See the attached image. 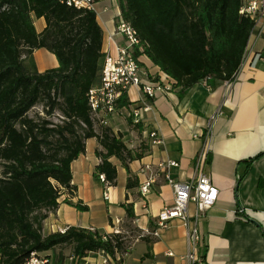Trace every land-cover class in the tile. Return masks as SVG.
Returning a JSON list of instances; mask_svg holds the SVG:
<instances>
[{"label":"trees","instance_id":"obj_1","mask_svg":"<svg viewBox=\"0 0 264 264\" xmlns=\"http://www.w3.org/2000/svg\"><path fill=\"white\" fill-rule=\"evenodd\" d=\"M118 2L120 18L138 30L146 55L176 80L181 93L204 79H236L255 26L240 13L244 0ZM34 17L46 19L42 33ZM38 48L54 53L59 66L39 72L33 56ZM103 57V32L94 11L59 0H0V264H22L32 251L50 252L66 244L73 245L75 263L92 251L116 257L123 250L118 237L88 228L72 226L48 235L41 231L47 214L40 211L55 210L63 191L72 192L71 163L85 151L87 139L99 138L104 151H98L102 161L96 173H104L111 185L117 180L112 156L142 157L109 130L101 135L95 131L87 93L100 81ZM52 93L64 98L65 115L73 119L57 129L28 117L42 98L55 109ZM131 104L126 95L119 102ZM79 121L86 125L82 133L75 129ZM67 202L88 210L81 201Z\"/></svg>","mask_w":264,"mask_h":264},{"label":"crops","instance_id":"obj_2","mask_svg":"<svg viewBox=\"0 0 264 264\" xmlns=\"http://www.w3.org/2000/svg\"><path fill=\"white\" fill-rule=\"evenodd\" d=\"M96 1L104 51L121 9L118 0ZM34 24L38 33L47 26L44 17H34ZM116 41L123 43L121 37ZM33 56L39 72L59 66L56 55L46 48L35 49ZM142 60L151 73L161 71L149 57ZM138 98V89L132 87V105ZM153 106L154 111L140 126L128 120L126 110L113 116L107 126L95 124L97 134L109 130L134 155L142 154L135 159L110 158L117 167V180L108 185L109 199L104 196L107 185L96 173L102 161L98 151H104L97 136L86 140L85 151L71 163L73 190L63 191L58 207L48 214L45 231L50 234L72 226L88 228L116 236L126 246L116 257L103 250L92 251L82 263L68 264H190L187 255L193 242L189 232L194 227L199 236L195 247L203 264H264V28L252 32L230 88L226 81L198 83L185 93L175 87L158 95ZM213 116V136L203 169L219 188V199L203 216L192 218L189 226L176 219L155 236L152 232L160 211L174 203L173 187L160 164L175 160L178 165L169 168L171 176L182 183L192 180L205 144L193 134L204 131ZM156 128L163 137L161 144L152 143L149 136ZM149 176L155 183L151 193L143 197L139 186ZM67 200L81 201L88 210L81 211ZM188 211L194 216L196 205L189 204ZM48 253L54 258L53 252Z\"/></svg>","mask_w":264,"mask_h":264},{"label":"built area","instance_id":"obj_3","mask_svg":"<svg viewBox=\"0 0 264 264\" xmlns=\"http://www.w3.org/2000/svg\"><path fill=\"white\" fill-rule=\"evenodd\" d=\"M59 1L79 10L94 11L95 13L97 11L96 0ZM240 13L254 20L253 31L257 28L261 31L264 28V0H244ZM116 37H121L123 43L117 42ZM246 52L247 48L245 54ZM103 53L100 81L91 87L87 93L92 120L98 125L107 126L113 116L126 110L127 118L133 125L145 123L147 114L154 111L153 105L156 97L173 91L176 87V80L162 70L157 74H153L148 70L142 60V57L147 55L138 30L122 18L116 21L113 30L109 33L107 47ZM234 81H226L227 87L230 88ZM200 83L207 85L208 80L204 79ZM132 87H136L139 92L137 104L120 106L119 102L124 95L128 96L130 100V89ZM213 120L214 116L211 117L204 131L193 134L194 138L203 139L205 144L197 157L196 176L192 180L182 183L171 176L169 168L177 166V161L168 160L160 164L165 168L164 173L167 182L173 187L174 203L164 206L160 211L157 217V227L152 232L155 236H158L161 230L168 228L176 219L189 226L192 218L197 219L203 216L219 199V188L203 169L208 158L209 141L213 136ZM158 129L156 128L149 133L154 144L163 142V137L159 135ZM98 177L107 185L104 196L105 199H109L108 185L110 184L106 179V175L100 173ZM154 183L155 178L153 176L145 178L140 183L139 189L143 197H147L151 193ZM191 203L196 205V212L192 217L188 211V205ZM65 231L62 230L61 232ZM189 237L193 242V249L187 255L189 263L203 264L204 259L198 255L195 247L199 239L197 228L194 227L189 232ZM169 255H172V253L170 252ZM104 262H107V260H104ZM22 264H54V261L52 255L48 252L32 251Z\"/></svg>","mask_w":264,"mask_h":264},{"label":"rangeland","instance_id":"obj_4","mask_svg":"<svg viewBox=\"0 0 264 264\" xmlns=\"http://www.w3.org/2000/svg\"><path fill=\"white\" fill-rule=\"evenodd\" d=\"M52 99L56 100L58 103L55 109H51L49 104L50 100L48 98H42L34 107L30 109L28 112V117L32 118L34 121L45 124L49 128L57 129L58 126L65 125V122H73V119L67 118L65 115V110L68 109V106L64 100L63 97L56 96L54 93H52ZM94 122V120H93ZM95 122H94V128H95ZM19 126V125H18ZM86 127V125L83 122H80L77 124L75 123V129L79 131V133H82V128ZM54 140H57L59 138L58 134H56L54 137H52ZM3 171V162L0 161V176L2 175ZM52 210H42L40 211V214H48ZM47 218L42 220V227L41 231L43 235H48V233L45 231V221ZM121 249H125L126 243L123 240H120ZM50 252H53L54 258L57 260L58 264H68L69 262H74V260H71L70 258L73 257V245L72 244H66L57 246L54 250H51ZM75 263V262H74Z\"/></svg>","mask_w":264,"mask_h":264}]
</instances>
